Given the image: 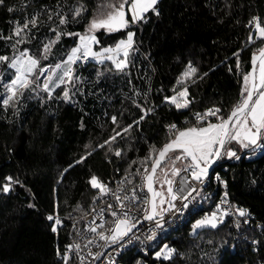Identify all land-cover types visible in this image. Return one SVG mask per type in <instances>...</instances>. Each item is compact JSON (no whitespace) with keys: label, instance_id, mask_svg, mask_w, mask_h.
<instances>
[{"label":"trees","instance_id":"16d2710c","mask_svg":"<svg viewBox=\"0 0 264 264\" xmlns=\"http://www.w3.org/2000/svg\"><path fill=\"white\" fill-rule=\"evenodd\" d=\"M106 2L5 0L0 6V34L11 35L14 22L23 24L39 14V26L32 28L34 39L16 46L39 58L43 44L55 39L50 29L58 25L55 15L49 21L48 11L61 10L72 21V10L84 5L87 11L58 28L83 35L98 5ZM9 7L14 11L8 12ZM157 7L158 17L149 12L146 23L128 29L135 35L124 72L79 61L74 75L80 78L77 88L82 94L72 95L71 101L60 98V88L49 99L37 87L35 92L24 90L19 103L0 106V184L8 176L21 182L13 184L11 192H0V264H61L56 250L59 247L62 253L67 243L69 222L85 214L97 190L88 183L91 176L101 182L127 175L135 180L173 138L168 125L192 126L193 113L210 108H220L227 116L240 99L252 55L264 47L255 27L248 26L253 17H260L264 26V0H160ZM250 34L255 43L249 41ZM96 36L100 50L124 39L126 31H98ZM78 41L76 36H62L40 66L62 63ZM12 43L0 40V56L19 53ZM189 65L197 69L184 78L193 103L190 110H177L164 98L184 86L177 81ZM9 72L8 64L0 62V100L12 79ZM98 72L104 74L98 78ZM134 100L154 111L140 120L142 112ZM112 116L117 117L116 125ZM128 125L133 126L126 133L98 147ZM82 157L86 158L81 161ZM218 167L227 179L232 202L252 217L250 224L226 222L220 229L205 227L195 234L190 226L182 228L168 239L175 249L172 258L153 264H264V150L220 162ZM57 214L63 225L53 233L46 217Z\"/></svg>","mask_w":264,"mask_h":264},{"label":"snow or ice","instance_id":"6c2138e0","mask_svg":"<svg viewBox=\"0 0 264 264\" xmlns=\"http://www.w3.org/2000/svg\"><path fill=\"white\" fill-rule=\"evenodd\" d=\"M160 0H116L115 3L112 0H107L106 3L98 5L97 14L89 21L85 34L71 33L66 31H58L59 25H66L76 20L77 17L82 15V12L87 11L84 5H80L72 10V21H69L67 14H63L61 10H57L55 13L48 11V19L51 21L53 15L58 20L57 28H51L50 30L55 33V39H51L43 44L41 48V55L39 58L29 53L28 49H17L16 46L24 43H29L31 39H34L32 35V28L39 26L40 15L34 14L30 19L26 18L23 24L14 22L15 27L12 30L11 35L4 36L0 34V40L13 41L12 48L15 51H19V55L10 58L8 56H0V62L7 63L8 66L16 70V75L11 81L5 85L6 93L4 98L0 100V106L8 107L11 103H19V98L24 95V90L28 92H35L37 87H40L44 92L48 94V98H52V93L57 88L61 89L60 98L65 101H71L72 95L81 92L80 88H77L78 84H81L80 78L74 75L72 64L77 61L84 62L89 57L103 65L108 71L124 72L128 67V49L133 46L134 32L128 30L131 26L146 23L148 16L151 12L155 16L160 15V10L157 5ZM5 4V0H0V6ZM127 6V10L126 7ZM59 9V5L57 6ZM8 12H13L14 9L9 7ZM130 17V19H129ZM31 25V27H30ZM249 27H255L258 32L257 39L261 44H264V26H261L260 17H253L249 22ZM104 30L105 33L118 32L121 30L126 31L127 39L119 40L114 47H107L101 49L100 52H93V44H99V40L94 35L95 31ZM76 36L79 40V45L70 50V54L67 59L62 63H57L54 66L46 65L41 67V59H48L51 55L52 47L59 42L62 36ZM249 41L255 43L256 40L253 35H249ZM259 55L253 53L252 55V70L243 75V84L240 93V99L233 106L227 116L222 114L220 108H210L204 113L195 112L193 118L195 123L192 126L185 127L183 129L178 128L176 124L168 125V129L172 134V139L168 143H165L158 152V158L154 161L152 166V175L147 177L148 191L153 192V176L155 175L156 168L160 165L161 161L168 159L172 165V172L174 175H179L181 169L175 167L177 161H188L183 171L191 174L195 180H200L202 176L207 175L208 168L214 163V158L219 159L221 157V151L224 150L228 157H235L239 159L236 152L231 148H226V145L235 141L244 148L255 146L258 142L261 146H264V47L258 49ZM102 53H109L110 55L102 56ZM121 53H123L121 57ZM238 57V53H236ZM105 61H110L112 66L105 64ZM237 67L239 68V60H237ZM50 68L61 69L59 74L49 72ZM196 68L191 65L188 66V70L185 71L177 83L184 85V78L195 74ZM45 73H48L45 75ZM104 73L98 72L99 78ZM206 75V74H205ZM30 76H34V79H30ZM44 76V80L41 81L40 77ZM202 78V77H201ZM194 82V81H193ZM70 86V87H69ZM71 91V95H70ZM175 94L172 96H166L165 101L174 105L177 110L189 109L193 103L189 99L187 86L181 87L180 91L172 90ZM137 95L139 93H136ZM136 107L140 108L142 115L140 120H143L149 113L153 112L152 107H144L141 104L136 103ZM212 116L216 118L215 123L211 122L208 117ZM111 121L113 125L117 124V117L112 116ZM139 120L135 121V124H139ZM187 123V121H186ZM133 125H128L123 128L121 132H116L111 136L109 140H106L98 147H104L105 144H109L116 140L117 136L122 133H126ZM115 131V129H114ZM247 141V143H245ZM174 155L169 156V153ZM89 155L91 153H88ZM120 151H116L115 155L120 156ZM151 155V153H150ZM86 157H82L81 161ZM147 159V157L145 158ZM78 161L77 163L81 162ZM165 182L171 185V181L165 179ZM19 180H14L13 177L8 176L5 178V182L0 184V192L8 193L13 191V184H20ZM88 183L94 189H99L102 194H107L110 189L99 181L95 175L91 176ZM169 192H172V188H168ZM115 195V193H113ZM154 196H159V192H153ZM227 193H225V196ZM127 198V197H126ZM175 199V197H173ZM117 200H120L119 196H116ZM34 207V205H29ZM123 207V205H121ZM108 208L111 209L112 205L109 204ZM103 211V210H102ZM146 211V210H144ZM153 211H155V204H153ZM240 216H245L246 210H239ZM112 216H117L115 211L111 212ZM123 215L126 217L128 211H125ZM47 220L51 223V231L57 233V226H62L63 221L59 215H48ZM151 219V216L146 217ZM205 221L197 223V227L202 226ZM116 228L113 231H119L120 225L125 224L123 219L115 221ZM216 227L215 224L211 225ZM97 227L103 228V224L96 227H91L89 230L96 233L101 240H107L108 237L104 232H97ZM130 230V229H129ZM126 235L127 233H123ZM83 238V237H82ZM115 239V236H113ZM93 241L88 240L91 244ZM253 243H259V241H253ZM87 246V245H85ZM167 248V245H165ZM80 251V244H69L65 246L64 253H60L59 247H57V257L60 259L61 264H68L70 254H77ZM175 249H168L164 254V259H171L172 253ZM100 254L98 253L97 256ZM162 255L161 252H157L156 256L159 258ZM81 264H83V258Z\"/></svg>","mask_w":264,"mask_h":264},{"label":"built area","instance_id":"2783aa9c","mask_svg":"<svg viewBox=\"0 0 264 264\" xmlns=\"http://www.w3.org/2000/svg\"><path fill=\"white\" fill-rule=\"evenodd\" d=\"M91 62L93 60L88 58L82 63ZM208 119L216 120L212 116ZM173 124L179 127L177 123ZM262 150L264 146H261L260 142L248 148L251 155L260 153ZM245 153L243 152L242 156ZM152 163L143 167L135 180L131 178V175H127L111 178L110 182H103L110 191L102 194L97 189L85 214L71 219L66 245L79 243L80 251L78 255L70 254L68 264H81L80 258H83V264H153L154 260L162 259L158 258L156 253L165 245L172 248L168 243L170 237L188 226L196 229V222L207 216L218 218L216 227L219 229L226 222L238 225L242 220L250 224L252 217L247 214L240 216V208L232 202L226 177L221 172H217L220 162H217L214 172L207 173L206 177L200 180L193 179L190 172L185 173L183 167L179 175L170 180L172 199L169 207L168 198L165 209L159 212L157 204L161 191L158 190L160 195L156 201L155 216L151 219L146 218L151 212V195L148 191L147 177L151 172ZM225 193H227L226 196ZM116 196H119L120 200H117ZM109 204L112 205L111 209L108 208ZM167 207L168 210H166ZM113 211L117 213V216L111 215ZM125 211H128L126 217L123 215ZM121 219L125 221V224L120 225V228H125L123 233L126 232V235L113 231L116 228L115 221ZM100 224H103V228L97 227V232H104L108 237L107 240H101L96 233L89 230ZM88 240L93 242L89 244ZM64 250L65 247L61 254ZM98 253L99 256H97ZM133 255H139V259L136 260Z\"/></svg>","mask_w":264,"mask_h":264},{"label":"rangeland","instance_id":"374dc122","mask_svg":"<svg viewBox=\"0 0 264 264\" xmlns=\"http://www.w3.org/2000/svg\"><path fill=\"white\" fill-rule=\"evenodd\" d=\"M98 31H104V30H97V31H95V33H94L95 36H96V33ZM97 39H98V37H97ZM126 39H127V36L124 38V40H126ZM120 40H122V39H120ZM133 40H134V37H133ZM116 43L113 44V45H108L106 47L103 46V48L114 47L116 45ZM78 45H79V41H78V43H77V45L75 47H77ZM96 45L97 44H93L92 51L93 52H100L101 49H103V48H101L100 50H96ZM133 45H134V41H133ZM132 47L128 49L129 55H130V52H131ZM18 55H19V53L16 56H18ZM107 55H110V54L109 53H102V56H107ZM120 55L122 57L123 53H121ZM78 62L79 61H77L76 63L72 64L73 72L75 70V65ZM107 63H111V62L110 61H105V64H107ZM128 65H129V60H128ZM53 71L55 73L59 74V72L61 71V69H54V68H50L49 69V72H53ZM9 73L11 74L12 79H13L14 76L16 75V70L10 68V72ZM47 74L48 73H45V75H47ZM29 78H31V76ZM40 79L43 81L44 80V76H41ZM57 89H59V88H57ZM245 143H247V141H245ZM226 148H231L232 150H234L236 152V155L237 156H242L243 152L249 153L248 152V148L242 147L240 144H238L235 141H233L230 144L226 145ZM245 154H244V156H245ZM168 155L169 156H172V155H174V153H171L170 152ZM233 159H235V157H231V158L228 157L227 154H226V152L223 150V153H222V156H221V159L219 160V162H224V161L233 160ZM186 165H187V161H185V160L177 161L175 163V167L178 168V169H182ZM172 168H173L172 163L168 159H165V162H163V165L156 172V177H155L156 189L161 191V196L159 197L158 204H157L158 205L159 212H162L163 209H165V207L167 205V202H168V198H169L168 187H167V184L165 182V179H167V180H173L175 177H177V175H174L173 174ZM204 177H206V175L205 176H202L201 179H203ZM200 221H205V223L202 226L197 227V223L200 222ZM212 224H215L217 226V224H218V218L216 216H207L206 218H203V219L198 220L196 222V230H194L193 234H195L196 231L199 230V229H201V228H205V227L215 228V227H212L211 226ZM124 230H125V228H122L121 227V228H119L118 233L119 234H122L124 232ZM168 249H172V248H169L168 246H167V248L163 247V249H161L159 251V252L162 253V255L159 258L164 259V254L167 253ZM173 255H174V252L172 253V256Z\"/></svg>","mask_w":264,"mask_h":264},{"label":"water","instance_id":"95a60500","mask_svg":"<svg viewBox=\"0 0 264 264\" xmlns=\"http://www.w3.org/2000/svg\"><path fill=\"white\" fill-rule=\"evenodd\" d=\"M257 55H259V53L257 54ZM251 70H252V63H251ZM250 70V71H251ZM222 153H223V150L221 151V156H222ZM157 158H158V156H157ZM156 158V159H157ZM221 159V157L219 158V159H215L214 158V163H212L211 164V166L208 168V172L207 173H212V172H214V168H215V166L217 165V162H219V160ZM163 162H165V160H163V161H161V163H160V165L156 168V172H157V170L163 165ZM153 164V163H152ZM153 166V165H152ZM156 172H155V175L153 176V185H152V187H153V192H159L158 190H156L155 189V187H156V184H155V177H156ZM149 175H152V169H151V172H150V174ZM167 184V187L169 188L170 187V185L168 184V183H166ZM150 192V191H149ZM153 192H150V195H151V212H150V215L149 216H151L152 218L155 216V212H156V204H157V198L159 197V196H154L153 195ZM160 193V192H159ZM168 193H169V202H168V207H169V204L171 203V199H172V192H169L168 191ZM153 204H155V211H153ZM168 207H167V209L166 210H168Z\"/></svg>","mask_w":264,"mask_h":264}]
</instances>
